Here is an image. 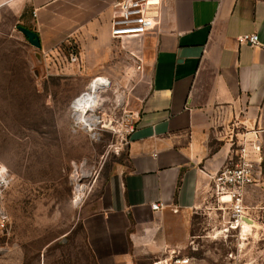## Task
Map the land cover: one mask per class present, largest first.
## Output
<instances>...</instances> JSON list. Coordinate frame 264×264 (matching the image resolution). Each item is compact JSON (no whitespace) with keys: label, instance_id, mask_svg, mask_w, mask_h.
<instances>
[{"label":"crops","instance_id":"0c3cea01","mask_svg":"<svg viewBox=\"0 0 264 264\" xmlns=\"http://www.w3.org/2000/svg\"><path fill=\"white\" fill-rule=\"evenodd\" d=\"M115 0H0L14 25L35 31L40 49L73 38L84 54L107 50ZM160 24L137 41L145 70L136 89L135 130L125 155L108 170L82 229L97 264H133L137 248L158 234L167 209L210 204V176L243 136L259 146L264 195V0H164ZM12 26V24H11ZM165 206L153 211L151 203ZM264 208V207H263Z\"/></svg>","mask_w":264,"mask_h":264},{"label":"rangeland","instance_id":"374dc122","mask_svg":"<svg viewBox=\"0 0 264 264\" xmlns=\"http://www.w3.org/2000/svg\"><path fill=\"white\" fill-rule=\"evenodd\" d=\"M14 22L8 11L0 17V264H97L81 212L125 155L123 137L136 89L144 84L137 41H114L105 51L84 54L69 37L43 51ZM93 83L101 87L90 89ZM82 109L113 123L82 127L73 116ZM81 168L88 175L81 176ZM76 188L83 195L74 205ZM207 205L167 209L158 234L136 249L133 264H171L176 257H188V264H264L262 192L245 199L243 217L253 221L245 232L226 205Z\"/></svg>","mask_w":264,"mask_h":264},{"label":"built area","instance_id":"2783aa9c","mask_svg":"<svg viewBox=\"0 0 264 264\" xmlns=\"http://www.w3.org/2000/svg\"><path fill=\"white\" fill-rule=\"evenodd\" d=\"M164 0H115L111 4L112 14L110 18V35L119 41L139 39L155 29L161 20V11ZM240 43L249 44L264 49V42L259 40L256 33H244L237 37ZM77 54L70 53V61H76ZM95 115V114H93ZM98 119L96 124L101 128H107V123H113L111 118ZM95 124L92 126V128ZM91 128V129H92ZM135 130L134 115L131 114L130 122L126 127L123 137L125 145L129 142L131 133ZM259 146L253 139L244 136L234 144L231 154L226 158L223 165L210 176L209 197L213 199L218 207L226 205L231 210L236 224L241 221L245 212V199L248 187L259 180V164L257 153ZM4 178V172L2 171ZM3 183L0 176V185ZM83 186V185H82ZM83 190V189H82ZM83 192H74L72 202L74 205L80 203ZM163 203L154 202L150 204L153 211L164 208ZM5 226V217L0 211V227ZM188 257H176L171 264H188ZM40 264H45L41 262ZM152 264H163L160 259Z\"/></svg>","mask_w":264,"mask_h":264},{"label":"bare ground","instance_id":"6f19581e","mask_svg":"<svg viewBox=\"0 0 264 264\" xmlns=\"http://www.w3.org/2000/svg\"><path fill=\"white\" fill-rule=\"evenodd\" d=\"M103 84V83H102ZM100 85V86H99ZM101 87V84L100 83H93L91 86H90V89H94V90H97L98 88ZM80 97V96H79ZM78 97V98H79ZM76 99V98H75ZM74 99V100H75ZM73 100V101H74ZM92 106V103L90 104ZM88 111H85L84 109L82 110H78L76 112L73 113V116L75 117L76 121L79 122L82 127H86L88 124H91L92 126L94 124H96L98 122V119L95 115L93 114H90V113H87ZM110 125V124H109ZM92 128V127H91ZM90 129V128H89ZM88 172L87 170H84L83 168L80 169V175L81 176H85V175H88ZM0 176H1V180L3 179V175H2V171H0ZM79 178V175L75 174L73 175V179L76 181L77 179ZM76 191H78V189L76 188L75 189ZM82 191V190H81ZM81 191H78L79 193H81ZM240 222H238L237 224H239ZM236 224V225H237ZM250 224H252V222H248V221H245V220H242V222L240 223V227H241V230L243 232L247 231L249 228H250Z\"/></svg>","mask_w":264,"mask_h":264},{"label":"water","instance_id":"95a60500","mask_svg":"<svg viewBox=\"0 0 264 264\" xmlns=\"http://www.w3.org/2000/svg\"><path fill=\"white\" fill-rule=\"evenodd\" d=\"M17 28L19 29V31L21 33H23V35L26 37L27 41L33 45L34 47L36 48H40V42H39V37L37 35V33L31 29H28L26 27H23V26H17ZM244 218V219H242ZM241 220H245V221H248V222H252L251 220L245 218V217H241Z\"/></svg>","mask_w":264,"mask_h":264},{"label":"trees","instance_id":"16d2710c","mask_svg":"<svg viewBox=\"0 0 264 264\" xmlns=\"http://www.w3.org/2000/svg\"><path fill=\"white\" fill-rule=\"evenodd\" d=\"M70 41V39H66L65 41H63V42H61L60 44H59V46H61V45H63V43H66V42H69ZM76 53V52H75ZM122 159H120V160H118V161H121Z\"/></svg>","mask_w":264,"mask_h":264},{"label":"clouds","instance_id":"9594fccd","mask_svg":"<svg viewBox=\"0 0 264 264\" xmlns=\"http://www.w3.org/2000/svg\"><path fill=\"white\" fill-rule=\"evenodd\" d=\"M0 171H2V169H0Z\"/></svg>","mask_w":264,"mask_h":264}]
</instances>
